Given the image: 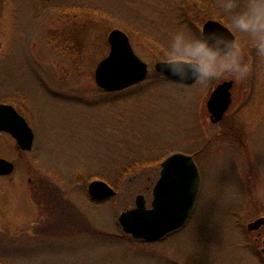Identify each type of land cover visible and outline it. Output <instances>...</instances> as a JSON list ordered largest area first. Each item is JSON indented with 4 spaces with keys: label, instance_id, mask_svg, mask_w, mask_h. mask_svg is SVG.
Segmentation results:
<instances>
[{
    "label": "rangeland",
    "instance_id": "1",
    "mask_svg": "<svg viewBox=\"0 0 264 264\" xmlns=\"http://www.w3.org/2000/svg\"><path fill=\"white\" fill-rule=\"evenodd\" d=\"M220 5L0 0V104L13 105L35 133L30 152L0 133V158L16 165L0 177V264H264V228L248 230L264 217V55L241 35L253 66L245 80L187 86L155 70L177 28L202 32L208 20L228 27ZM115 29L130 37L149 76L105 93L95 72ZM229 80L232 105L214 124L207 103ZM176 152L194 155L200 171L195 210L164 239L134 241L119 217L140 194L150 207L161 163ZM94 180L117 195L90 201Z\"/></svg>",
    "mask_w": 264,
    "mask_h": 264
},
{
    "label": "water",
    "instance_id": "2",
    "mask_svg": "<svg viewBox=\"0 0 264 264\" xmlns=\"http://www.w3.org/2000/svg\"><path fill=\"white\" fill-rule=\"evenodd\" d=\"M228 28L220 21L209 20L203 32ZM110 54L97 67L95 80L98 87L107 92H120L147 79L149 67L134 51L129 37L120 30L109 35ZM155 69L162 74L161 62ZM168 78V77H167ZM179 78L171 79L177 82ZM194 80L185 85H193ZM234 82L220 84L208 101V110L213 123H219L232 104ZM0 132L11 134L18 146L31 151L35 139L34 132L26 119L11 105L0 104ZM160 178L154 188L151 208L143 195L136 198V207L121 214L119 223L123 231L136 240L155 242L182 228L189 220L199 194L201 176L194 156L175 153L162 163ZM15 166L0 158V176H9ZM89 194L93 200L106 201L116 195V191L106 182L95 180L90 183ZM264 227V217L248 225L249 231ZM262 254L264 256V241Z\"/></svg>",
    "mask_w": 264,
    "mask_h": 264
},
{
    "label": "clouds",
    "instance_id": "3",
    "mask_svg": "<svg viewBox=\"0 0 264 264\" xmlns=\"http://www.w3.org/2000/svg\"><path fill=\"white\" fill-rule=\"evenodd\" d=\"M227 20L212 31L193 32L179 27L168 39L161 61L162 75L177 82L198 80L207 83L216 79L245 80L253 70L246 58L247 45L264 55V0H221Z\"/></svg>",
    "mask_w": 264,
    "mask_h": 264
},
{
    "label": "trees",
    "instance_id": "4",
    "mask_svg": "<svg viewBox=\"0 0 264 264\" xmlns=\"http://www.w3.org/2000/svg\"><path fill=\"white\" fill-rule=\"evenodd\" d=\"M131 170H132V169H131ZM133 171H134V170H133ZM132 173L134 174V172H132V171L125 172V173L122 174L121 177H122V179H125V178L127 179L129 176H132V175H133ZM86 196H87V198L91 201V199L89 198V195H88L87 192H86ZM65 203H66V202H65ZM62 207H63V206H62ZM75 210H76L77 213H79L81 216H83V214L80 213L79 210H77L76 208H75Z\"/></svg>",
    "mask_w": 264,
    "mask_h": 264
},
{
    "label": "flooded vegetation",
    "instance_id": "5",
    "mask_svg": "<svg viewBox=\"0 0 264 264\" xmlns=\"http://www.w3.org/2000/svg\"><path fill=\"white\" fill-rule=\"evenodd\" d=\"M7 177H9V176H7ZM4 178H6V177H4ZM152 195H153V192H152Z\"/></svg>",
    "mask_w": 264,
    "mask_h": 264
}]
</instances>
